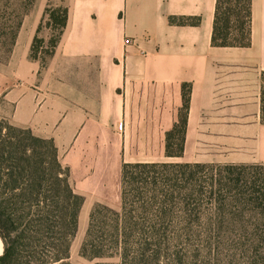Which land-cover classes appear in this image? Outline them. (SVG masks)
<instances>
[{"label":"crops","instance_id":"0c3cea01","mask_svg":"<svg viewBox=\"0 0 264 264\" xmlns=\"http://www.w3.org/2000/svg\"><path fill=\"white\" fill-rule=\"evenodd\" d=\"M215 1L55 0L66 9L55 85L0 95L13 103L11 124L53 139L83 201L119 197L124 162L264 165V0H250L245 46L211 43ZM40 17L12 48L25 66ZM167 80L191 83L184 149L156 157L151 112Z\"/></svg>","mask_w":264,"mask_h":264},{"label":"trees","instance_id":"16d2710c","mask_svg":"<svg viewBox=\"0 0 264 264\" xmlns=\"http://www.w3.org/2000/svg\"><path fill=\"white\" fill-rule=\"evenodd\" d=\"M29 9H24L23 15ZM49 15L58 27V34L51 39L54 46L65 26L66 9L53 8ZM249 23L250 0H216L211 43L248 45ZM20 25L21 20L16 25L0 24V49L6 54L13 48ZM190 93V82H164L163 95L151 112L152 155H182ZM223 166L225 175L210 176L207 183L210 192L223 181L226 184L231 180L236 184L244 181L240 175L231 177L232 168H264V165ZM203 167L200 163H122L119 208L100 202L92 205L80 254L90 258L116 256L118 264H170L166 253L170 245L189 241L196 235L189 226L201 219L198 211L201 180L197 171L190 169L200 171ZM68 177L69 170L60 164L52 138L37 136L28 127L15 126L0 118V264H71L70 245L83 196L73 190ZM248 182V190L244 185L239 189L238 199L264 209V174L251 175ZM227 197L219 195L213 206H223ZM178 203L181 211L175 215ZM232 221L233 216L222 211L211 215L208 223L223 226ZM177 225L181 232L169 230ZM217 233L221 237L219 242L233 236ZM240 237L244 247L264 244V230L241 232Z\"/></svg>","mask_w":264,"mask_h":264},{"label":"rangeland","instance_id":"374dc122","mask_svg":"<svg viewBox=\"0 0 264 264\" xmlns=\"http://www.w3.org/2000/svg\"><path fill=\"white\" fill-rule=\"evenodd\" d=\"M36 4L37 0H0V24L16 25L21 20L18 30L20 35L30 32L32 29L30 22H33L41 11L39 25L34 32L36 40L32 42L31 51L27 58L28 66L22 64V59L13 57L12 50L6 54L4 49H0V90H3V87L8 89L13 87L27 88V85H30L31 88L37 89L44 85L48 87L55 85V58L52 57L55 45L53 46L51 39H54L58 34V27L53 25L55 19L49 15L50 11L55 9V0H47L44 8L38 11L35 8ZM28 7H30L29 11L23 15L24 9ZM29 73L33 74L32 78L29 77ZM12 106L13 103L7 102L1 94L0 118L9 122L6 115L12 112ZM156 161L171 162L173 160L159 158ZM223 165L225 164L207 163L200 171L195 168L190 169L197 171L199 181L201 180V188H199L201 193L198 195L201 203L198 209L201 219L198 223L189 226L190 230L196 234L195 236L186 242H173L166 250L170 264H264V244L259 247H244L240 243L241 232L264 230V209L255 207L253 202L246 201L243 203L238 199L239 189L244 185L245 189L248 190L247 186H249L248 181L251 175H263L264 168H232L231 177L240 175L242 180L246 181V185L244 181L238 184L233 180L229 181L228 184L223 181L222 185L213 186V190L210 192V187L207 185L210 176L214 175L215 178H219L221 175H225L227 171ZM218 188L222 190L219 192ZM213 191L215 192L213 193ZM219 195H228V197L223 206L216 204L214 207L213 200L217 199ZM119 197L117 196L114 201L103 204L118 209ZM94 203L83 201L79 210L77 230L70 245L69 262L71 264H118L119 261L116 256L90 258L80 254V245L87 228L88 214ZM178 205L174 212L175 215H179L181 211L179 210L181 205L179 203ZM222 211L233 216L231 223L223 226L208 223L211 215H216ZM179 228L180 226L177 225L170 227L169 230L177 233L182 231ZM217 232H225L233 236L229 235L228 240L219 242L221 237L217 236Z\"/></svg>","mask_w":264,"mask_h":264},{"label":"bare ground","instance_id":"6f19581e","mask_svg":"<svg viewBox=\"0 0 264 264\" xmlns=\"http://www.w3.org/2000/svg\"><path fill=\"white\" fill-rule=\"evenodd\" d=\"M2 251V242H1V239H0V253Z\"/></svg>","mask_w":264,"mask_h":264},{"label":"built area","instance_id":"2783aa9c","mask_svg":"<svg viewBox=\"0 0 264 264\" xmlns=\"http://www.w3.org/2000/svg\"><path fill=\"white\" fill-rule=\"evenodd\" d=\"M129 42V39H125V43H128ZM120 126V125H119Z\"/></svg>","mask_w":264,"mask_h":264},{"label":"water","instance_id":"95a60500","mask_svg":"<svg viewBox=\"0 0 264 264\" xmlns=\"http://www.w3.org/2000/svg\"><path fill=\"white\" fill-rule=\"evenodd\" d=\"M2 252V251H1ZM1 254V253H0Z\"/></svg>","mask_w":264,"mask_h":264}]
</instances>
